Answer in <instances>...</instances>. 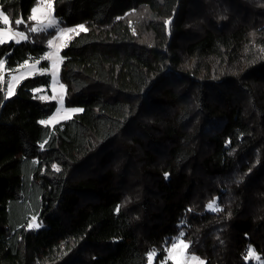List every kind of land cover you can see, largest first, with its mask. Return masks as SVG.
Returning a JSON list of instances; mask_svg holds the SVG:
<instances>
[{
    "label": "trees",
    "instance_id": "16d2710c",
    "mask_svg": "<svg viewBox=\"0 0 264 264\" xmlns=\"http://www.w3.org/2000/svg\"><path fill=\"white\" fill-rule=\"evenodd\" d=\"M35 2L0 10L25 31ZM52 5L86 29L59 71L82 111L40 123L56 109L34 93L46 74L0 87V264H172L177 239L203 264H254L250 248L264 263V0ZM41 40L0 44L5 73Z\"/></svg>",
    "mask_w": 264,
    "mask_h": 264
},
{
    "label": "rangeland",
    "instance_id": "374dc122",
    "mask_svg": "<svg viewBox=\"0 0 264 264\" xmlns=\"http://www.w3.org/2000/svg\"><path fill=\"white\" fill-rule=\"evenodd\" d=\"M53 0H51V7L49 8L48 0H36L34 3V7L31 9V12L29 14V17L27 18V22L23 24V28L26 30H19V29H12L9 22L6 23V25L0 26V35H2V38L4 40V43H20V42H26L30 41L33 36L38 37L41 40L42 44L45 45L46 52L39 60H30L28 62H25L21 65H19L15 71H13L10 74L5 73V61H0V87H5L6 91V98H10L14 96L15 94V88L17 84L26 79L31 78V76L35 75H48L50 77V84L49 87L46 89H37L34 90V93L38 99L41 101H53L56 104V109L53 112L52 115H50L48 118H46V121H49L50 117L55 116L56 120L51 121L50 123H46L47 125H55L59 124L62 121L70 119L74 114L80 113L79 112H73V113H66V109H69L65 107L63 104V98L65 90L64 88H61V81L59 76L60 67L62 64V58H61V52L66 48L68 42L72 40V38L84 31H79L78 26H72V28H68L64 26L59 19H56L53 15ZM33 9H36L37 11L33 13ZM33 15L36 16V20L30 19ZM49 17L51 19L56 21V24L52 28H46L45 25H47ZM0 23H3L0 21ZM80 26V25H79ZM31 28H37V32H31ZM77 29V31L74 32H62V29ZM18 32H23L25 36L28 37L27 40L23 39L19 35H17ZM49 40L52 41V44L49 45ZM45 57H48L45 59ZM46 61L48 63L47 68L42 66V63ZM53 65L56 66L55 71V78L53 77ZM46 70V71H45ZM12 89V94L9 95V89ZM55 97V99H52ZM75 108V107H74ZM65 115L68 116L67 119H65ZM44 124V125H46ZM33 225L32 228L29 227V225ZM41 225L40 221L37 218H33L30 220L28 224L29 229H35L39 228ZM180 239H177L175 242H178ZM171 246L165 251V257L166 260H169L174 264V260L172 259V256H180L181 254L179 252L173 251L172 253L169 252V249ZM192 257L198 258L196 256H190L187 253L184 254L183 258L185 261V264H193ZM148 264H152L155 257L151 259L148 256ZM199 261H202L200 258H198ZM252 261L254 264H264L259 257L255 254L254 256L250 255L248 252L247 262ZM203 262V261H202Z\"/></svg>",
    "mask_w": 264,
    "mask_h": 264
},
{
    "label": "snow or ice",
    "instance_id": "6c2138e0",
    "mask_svg": "<svg viewBox=\"0 0 264 264\" xmlns=\"http://www.w3.org/2000/svg\"><path fill=\"white\" fill-rule=\"evenodd\" d=\"M48 4H49V8H50L51 7V0H48ZM32 11H33V13H35L37 10L36 9H33ZM0 19H2L4 23H8L9 22V16L5 15V13L2 10H0ZM30 19L36 20L37 18H36L35 15H33L32 17H30ZM21 23H22L21 20H16L15 21V24L16 25H20ZM166 23H169L170 24L171 21H166ZM55 24H56V21L53 20V19H51V17H49L48 23H47V25H45V27L46 28H52ZM78 28H79V31H86L84 25H80V26H78ZM30 31L31 32H37L38 29L37 28H31ZM74 31H77V29H68V28L62 29V32H69L70 33V32H74ZM17 35H19L20 37H22L25 40L28 39V37L25 36V34L23 32H18ZM3 43H4V40L2 38V35H0V44H3ZM48 43H49V45H51L52 44V41L49 40ZM47 58L48 57H45V59H47ZM52 67H53V77L55 78L56 66L53 65ZM60 87L63 88L64 85L61 84ZM11 94H12V89L10 88L9 89V95H11ZM52 99H55V97H53ZM79 111H81V109H79V108H69V109H66V113H73V112H79ZM67 118H68V116L65 115V119H67ZM54 120H56V117L55 116H52V117H50L49 121H43L42 120V121H40V123L41 124H46V123H50L51 121H54ZM40 147L43 148L44 145L42 144V145H40ZM53 167L56 168V165H53ZM56 170L59 171L58 168H56ZM216 210H219V209H216ZM29 227L32 228L33 225L30 224ZM189 247H190V245L187 244V243H185L183 241V239H180L178 242H173L172 243V246L169 249V252L172 253L173 251H175V252H179L181 254L180 256H175V255L172 256V259L174 260V264H185V261H184L183 256L187 252V250L189 249ZM249 253L252 256L255 255L251 248L249 249ZM156 255H157L156 253H150L149 254L150 262H151V259L153 257H155ZM191 259L193 261V264H203V262L202 261H199L198 258L192 257Z\"/></svg>",
    "mask_w": 264,
    "mask_h": 264
},
{
    "label": "clouds",
    "instance_id": "9594fccd",
    "mask_svg": "<svg viewBox=\"0 0 264 264\" xmlns=\"http://www.w3.org/2000/svg\"><path fill=\"white\" fill-rule=\"evenodd\" d=\"M261 7H264V5H261ZM216 19L219 22V21L227 20L228 17H227V15L221 14V15L217 16Z\"/></svg>",
    "mask_w": 264,
    "mask_h": 264
},
{
    "label": "crops",
    "instance_id": "0c3cea01",
    "mask_svg": "<svg viewBox=\"0 0 264 264\" xmlns=\"http://www.w3.org/2000/svg\"><path fill=\"white\" fill-rule=\"evenodd\" d=\"M0 21H2V22H3V20H2V19H0ZM4 24L6 25V23H4V22H3V25H4Z\"/></svg>",
    "mask_w": 264,
    "mask_h": 264
}]
</instances>
